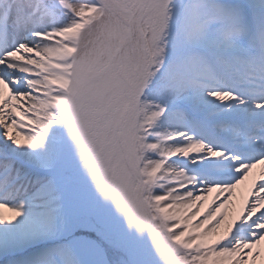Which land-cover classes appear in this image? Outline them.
I'll list each match as a JSON object with an SVG mask.
<instances>
[{"label":"snow or ice","instance_id":"1","mask_svg":"<svg viewBox=\"0 0 264 264\" xmlns=\"http://www.w3.org/2000/svg\"><path fill=\"white\" fill-rule=\"evenodd\" d=\"M262 245L264 0H0V256L256 264Z\"/></svg>","mask_w":264,"mask_h":264},{"label":"bare ground","instance_id":"2","mask_svg":"<svg viewBox=\"0 0 264 264\" xmlns=\"http://www.w3.org/2000/svg\"><path fill=\"white\" fill-rule=\"evenodd\" d=\"M258 173H259V169L254 170V174H258ZM245 188H246V185L241 186L240 188H238L236 190L235 199H236L237 203H239L240 199L242 198ZM214 195L215 194H213V196ZM211 199H212V197H209V200H211ZM3 211L5 212L6 215H11L10 213H8V211L6 209ZM147 237H148V235H147ZM148 239H149V237H148ZM39 246H41V245H37L36 247H39ZM260 248H261V253H260V255L257 256L256 264H264V245L260 246ZM149 259H150V261H152V258L150 255H149ZM153 264H154V262H153Z\"/></svg>","mask_w":264,"mask_h":264},{"label":"rangeland","instance_id":"3","mask_svg":"<svg viewBox=\"0 0 264 264\" xmlns=\"http://www.w3.org/2000/svg\"><path fill=\"white\" fill-rule=\"evenodd\" d=\"M144 241L146 242V232L144 233ZM25 254H27L26 252H24ZM24 253H17L16 255L17 256H22V255H25ZM15 257H9V258H6V257H3V256H0V260H2L0 262V264H13V261H14ZM149 259V257H148Z\"/></svg>","mask_w":264,"mask_h":264}]
</instances>
